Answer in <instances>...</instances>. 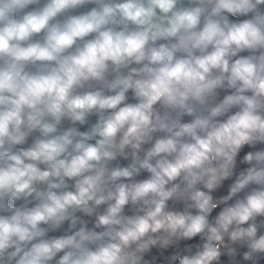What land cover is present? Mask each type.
Here are the masks:
<instances>
[{
  "label": "clouds",
  "instance_id": "9594fccd",
  "mask_svg": "<svg viewBox=\"0 0 264 264\" xmlns=\"http://www.w3.org/2000/svg\"><path fill=\"white\" fill-rule=\"evenodd\" d=\"M0 264H264V0H0Z\"/></svg>",
  "mask_w": 264,
  "mask_h": 264
}]
</instances>
